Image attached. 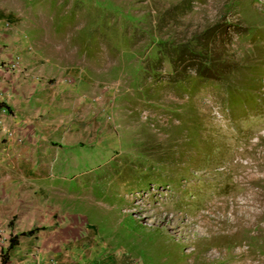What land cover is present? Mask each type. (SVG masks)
Instances as JSON below:
<instances>
[{"label": "rangeland", "instance_id": "obj_1", "mask_svg": "<svg viewBox=\"0 0 264 264\" xmlns=\"http://www.w3.org/2000/svg\"><path fill=\"white\" fill-rule=\"evenodd\" d=\"M0 103V264H264V0H0Z\"/></svg>", "mask_w": 264, "mask_h": 264}, {"label": "trees", "instance_id": "obj_2", "mask_svg": "<svg viewBox=\"0 0 264 264\" xmlns=\"http://www.w3.org/2000/svg\"><path fill=\"white\" fill-rule=\"evenodd\" d=\"M186 5L189 6L188 1H185L182 6ZM210 41H212V34L210 30L205 29L200 34L193 36L190 41L181 43L177 46V49H175L176 59L187 61L188 64L186 67L188 69H192V72L195 78L198 79L199 83L202 84L205 80H208L214 83L217 88H222L226 98L225 100H229L231 97H246L247 95L245 96L244 91L241 89L242 85L240 84V78H235L238 75L236 73H238L239 69L231 68V64L229 65V63L220 61L218 55H213L212 49L209 47V44L211 43ZM191 43L193 45H190ZM154 45L163 53L161 59L158 62L159 65L162 64L164 60H166L167 65H169L171 69V73L168 75L170 77H175L174 82L177 81V83L181 85L185 83V79H187L186 77L183 79H178V75L173 74L176 59L167 56L169 53L166 51V43H164V41H155ZM234 78L237 79L236 82L234 81ZM0 109H5L7 111L9 110V108L2 103H0ZM39 230L40 229H31L10 236L6 251H10L15 246H17L19 237H33ZM2 262L5 263L6 260L3 259Z\"/></svg>", "mask_w": 264, "mask_h": 264}, {"label": "built area", "instance_id": "obj_3", "mask_svg": "<svg viewBox=\"0 0 264 264\" xmlns=\"http://www.w3.org/2000/svg\"><path fill=\"white\" fill-rule=\"evenodd\" d=\"M16 64H17V62H15V60H11L7 63H3L2 68L6 71H15Z\"/></svg>", "mask_w": 264, "mask_h": 264}, {"label": "bare ground", "instance_id": "obj_4", "mask_svg": "<svg viewBox=\"0 0 264 264\" xmlns=\"http://www.w3.org/2000/svg\"><path fill=\"white\" fill-rule=\"evenodd\" d=\"M202 226H204V225H202ZM202 228V227H201ZM201 231V230H200ZM202 232V231H201Z\"/></svg>", "mask_w": 264, "mask_h": 264}]
</instances>
